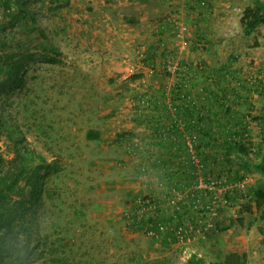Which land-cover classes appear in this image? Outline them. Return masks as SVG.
I'll use <instances>...</instances> for the list:
<instances>
[{"label": "rangeland", "instance_id": "1", "mask_svg": "<svg viewBox=\"0 0 264 264\" xmlns=\"http://www.w3.org/2000/svg\"><path fill=\"white\" fill-rule=\"evenodd\" d=\"M251 5L252 0H0V179L25 159L26 176L40 186L28 215L37 236L26 264H189L193 256L218 263L231 252L245 254L246 264H264V203L258 208L250 192L264 186V178L252 168H239L233 154L225 159L211 153L206 161L208 151L201 158L196 152L203 168L182 155L191 181L221 185L220 195L197 194L201 206L217 196L214 211L200 213L186 198L193 184L172 191L162 170L146 167L151 151L169 158L145 139L153 118L161 116L168 125L164 110L174 117V105H183L175 98L180 83L192 97L211 90L222 98L220 105L231 112L210 120L214 129L222 125L214 138L221 143L226 126L241 131L247 161H257L264 125V26L244 35L239 23ZM11 60L19 63L14 72ZM188 65L195 77L184 78ZM224 65L231 73L225 85L212 72ZM182 95L177 97L186 102ZM219 103L214 112L223 111ZM177 122L183 129L184 121ZM88 131L99 138L87 140ZM189 136L185 144L193 149ZM147 199L156 209L139 228L132 219ZM156 222L188 223L197 234L180 243L173 231L146 229ZM212 222L221 230L208 231Z\"/></svg>", "mask_w": 264, "mask_h": 264}, {"label": "trees", "instance_id": "2", "mask_svg": "<svg viewBox=\"0 0 264 264\" xmlns=\"http://www.w3.org/2000/svg\"><path fill=\"white\" fill-rule=\"evenodd\" d=\"M239 23L244 35L251 34L259 26H264V2L261 0H252V5L244 9L242 12ZM8 66L11 68L12 72H14L19 68V63L11 60ZM200 70L207 73L206 69ZM200 70L198 72H200ZM212 72L216 75L219 83L221 81V84L224 85L227 83L226 76L231 74L226 65L214 69ZM183 73H185L184 78L191 76L195 77L197 74L196 70L190 65L186 67L184 66ZM206 79L207 78H205V80ZM178 80L179 82L185 80L188 81L187 79L182 78H179ZM220 89V92L225 97L226 95L223 93V88L221 87ZM180 93L183 94V98L181 99L186 100V102L181 101L177 97ZM175 94V98H177L178 102H182L183 105L178 107V109L176 108L177 105H174V109L176 110L174 111V117H170L169 112L166 109L164 110V117L170 122L168 125L162 124V121H160L161 116L152 119V126L153 124L155 126L152 128L151 137L153 141L150 143V146H159L161 151L164 149L169 157L168 159H170L171 163L174 165L173 167H166V163L168 162H165L166 160L163 159L161 155H158V158L156 157V164H154L153 167L156 170H162L163 175H166L165 184L166 186L169 185L168 187L170 190L182 192L183 189L189 188L192 184L194 185L197 180V177H195V181H191L193 179L192 177H194L193 173L192 176H190L182 169L184 162L182 158L185 157V160H189V156L187 157V154H185L188 151V147L185 142H183V137L187 135V132L190 133L191 137H189L192 139L193 149L199 154L200 158L202 157V152L207 151L209 154L203 156L206 161L208 160V157L213 158L214 156L215 158H218V156L222 155L226 159L229 155L233 154L232 161L238 164L239 168L245 170L252 168L258 176L264 178V125L261 129L256 151L257 161L251 164L247 161L246 155L249 149L247 142L244 139V134L242 135L241 131H237L235 128L230 129V126H226L223 127L222 131L224 134L223 141L218 143L214 138L216 132L213 133L212 122H210V120L213 117H219V113H221L220 115H223V112L225 114L231 112V109L228 106L220 105L221 103L219 102L221 97H217V95L215 96L211 90L204 92L202 95L198 94L192 97V93L189 89H184L181 83L178 85ZM218 103L219 107L223 109L222 112L213 111V107ZM171 106H173L172 103ZM177 119L184 121L182 130L178 128L179 126L176 122ZM233 125L237 127L238 122L236 121ZM221 127V123L218 122L217 129ZM98 138L99 135L95 131H88L86 133L87 140H97ZM222 149L225 152L224 155L221 153ZM28 153L29 157H31L32 154L29 150ZM211 153L213 156L210 155ZM15 154V157L19 159L20 151H17ZM182 155L184 156L180 157ZM177 157L182 163L174 161ZM204 159L202 160L203 162ZM27 162L28 160L25 161V159H22L21 167H19L16 172L12 173L8 171L6 172V175L0 179V264H26V261L31 254L28 247L33 241L32 236H37L35 233H32L34 227L30 224L31 220L28 218V215L31 214V209L34 205L32 204V201L36 202L39 199L40 186L38 179H34L31 175L26 176L24 168L26 165L29 166L30 164ZM54 165L55 163L52 164V166ZM16 168L17 167H15V170ZM140 168L144 170L143 167ZM21 183L22 186L19 188ZM192 186L190 188H192ZM24 190H26V192H24ZM199 191L189 190L187 198L191 200H194L195 197L199 198L200 196L197 195L200 193ZM250 192L254 195L255 205L260 208L264 203V186L255 185L250 188ZM14 197H16V199H14ZM132 222L133 225L139 226V228L143 226V221L138 219L137 215H134ZM34 226L36 229L38 228V224H34ZM155 227L156 226L154 225L152 226L153 231H156ZM213 229L221 230L212 222L211 229H208V231H212ZM22 236L24 239V245H22ZM189 264H246V255L236 252L227 253L223 256L221 262L218 263L203 262L201 259L193 256L189 261Z\"/></svg>", "mask_w": 264, "mask_h": 264}, {"label": "built area", "instance_id": "3", "mask_svg": "<svg viewBox=\"0 0 264 264\" xmlns=\"http://www.w3.org/2000/svg\"><path fill=\"white\" fill-rule=\"evenodd\" d=\"M181 30L183 31V27H180ZM184 41V39H182ZM182 46H185V42L181 43ZM174 70L172 71V74L176 73L178 71V69H176V66L173 67ZM168 70L171 72L172 68L168 67ZM188 147V151L186 152L187 157L189 156V160L188 162L190 164H193L195 167L197 168H203V165L200 163V165H198V156L197 153L192 149V147L190 145L187 146ZM198 159V160H197ZM201 179L197 178L196 183L192 186V188H190L189 190H194V191H199L200 193H204L207 191H215L219 192L217 193V195H220L221 192L219 190H217V188L221 187V185L218 182H214L211 181L210 179L208 181H200ZM238 187L242 186V181L237 182ZM196 187V188H195ZM194 188V189H193ZM189 195V191L186 194V198ZM194 197V196H191ZM224 203V202H223ZM176 206V209L178 210V206ZM191 206L192 209L194 210H200V213H203L204 211H207L209 213H212L214 211V208H216L218 206L217 204V196L212 198V201L210 204H205L204 206H201L198 203V200L194 199L191 202ZM154 209H156V205L153 202V200H145L143 205H140L138 212H137V216L138 219L142 220L144 215H147L148 213L152 212ZM151 224H149L148 227H146L147 230H152L150 229ZM154 226H156V231H153V233H167L169 231H173V235H175V238L180 242V243H184L187 242L193 238L196 237L197 232L193 230V228L188 224V223H180L179 225H176L175 227H173L174 225H172L170 222H156L154 223ZM209 227H211V225H209ZM207 228V226H206Z\"/></svg>", "mask_w": 264, "mask_h": 264}, {"label": "crops", "instance_id": "4", "mask_svg": "<svg viewBox=\"0 0 264 264\" xmlns=\"http://www.w3.org/2000/svg\"><path fill=\"white\" fill-rule=\"evenodd\" d=\"M170 107H171V105H170ZM173 107V106H172ZM174 112V111H173ZM183 121V120H182ZM181 120H179V122H182ZM177 122V121H176ZM177 125H178V122H177ZM155 125L153 124V126L151 125V126H149L148 128H149V130H150V132L147 134V136H146V139H145V143L147 144H150L153 140H152V137H151V135H152V128L154 127ZM180 130H182L181 129V127H178ZM215 129H217V128H215ZM213 127H212V131H213V133H215L214 132V130H215ZM182 132V131H181ZM187 137H186V135L183 137V142H186V139ZM154 143V142H153ZM151 151V150H150ZM151 156L149 157V156H147L146 157V160H147V164H146V167L147 166H149V165H151L152 167H154V164H156V157L158 158V155H161L162 156V154L160 153V152H152L151 151V154H150ZM179 156V155H178ZM181 157V156H180ZM176 159H179L178 157L176 158ZM176 159L174 160V161H176ZM165 162H168V163H166V167H169V166H171V167H173L174 165H173V163H171V160H168V159H166V161ZM165 164V163H164ZM151 166H149L150 168H151ZM152 169V168H151Z\"/></svg>", "mask_w": 264, "mask_h": 264}]
</instances>
